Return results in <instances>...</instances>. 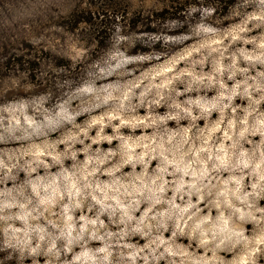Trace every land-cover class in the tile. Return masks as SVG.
Here are the masks:
<instances>
[{"label":"clouds","instance_id":"clouds-1","mask_svg":"<svg viewBox=\"0 0 264 264\" xmlns=\"http://www.w3.org/2000/svg\"><path fill=\"white\" fill-rule=\"evenodd\" d=\"M0 264H264V0H0Z\"/></svg>","mask_w":264,"mask_h":264}]
</instances>
